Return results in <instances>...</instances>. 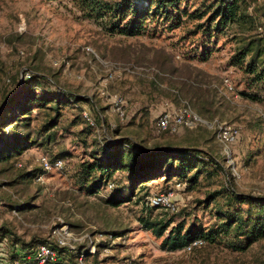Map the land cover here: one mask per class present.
Here are the masks:
<instances>
[{
    "label": "rangeland",
    "instance_id": "obj_1",
    "mask_svg": "<svg viewBox=\"0 0 264 264\" xmlns=\"http://www.w3.org/2000/svg\"><path fill=\"white\" fill-rule=\"evenodd\" d=\"M209 1L189 0L187 10ZM259 2L249 3V13L253 14ZM196 22L185 19L170 29L151 21L148 32L126 36L109 33L103 20L90 14L80 0H0V104L3 90L10 84L8 79L31 69L88 99L81 102L83 110L95 120L87 132L90 134L81 133L85 122L80 109L65 106L55 127V139L26 149L15 167L40 168L42 156L59 151H68L69 160L84 158L93 148V140L98 142L103 134L128 137L145 148L169 143L197 147L211 153L220 165L215 175L203 176L192 188L180 191L176 214L146 208L140 190L119 206H110L103 197L109 192L91 194L79 189L66 165L44 173L41 180L29 177L15 187L0 186V225L8 226L25 241L35 237L50 242L56 240L54 229L62 220L70 230L67 242L88 248L87 260H97L98 264H264V239L243 252L232 250L224 240L204 242L191 252L168 251L161 246L163 237L146 229L139 219L173 218L172 226L181 220L189 224L196 218L203 226L212 227L216 223L213 208L196 204L206 192L226 187L264 194V125L260 121L264 103L238 94L243 88L241 73L227 64L239 34L233 29L212 39L210 55L202 61L193 55L200 36L193 33ZM114 96L121 99L122 117L114 109ZM183 101L204 120L239 128L240 137L231 146L230 158L217 141L215 130L205 125L173 133L156 129L155 118L162 105L179 106ZM37 112H32V129L44 118L43 112ZM72 121L76 125L70 126ZM251 124L255 126L250 128ZM12 171L0 173V182ZM115 182L125 185L126 174L118 172ZM169 184L158 178L146 183L145 189H163ZM8 199H27L33 206L16 212L6 204ZM10 249L0 242L1 264H8Z\"/></svg>",
    "mask_w": 264,
    "mask_h": 264
},
{
    "label": "trees",
    "instance_id": "obj_2",
    "mask_svg": "<svg viewBox=\"0 0 264 264\" xmlns=\"http://www.w3.org/2000/svg\"><path fill=\"white\" fill-rule=\"evenodd\" d=\"M188 1L80 0L82 7L90 14L103 20L104 27L111 34L135 36L148 32L151 21H159L164 28L172 29L179 27L185 19H193L197 21L193 33L200 35L198 50L195 49L193 55L202 61L210 55L212 39L235 29L239 34H236L238 44L227 64L241 73L243 88L238 94L249 101L264 103V0H260L253 14L249 13V3L254 0H211L191 11L187 10ZM8 81L10 84L3 90L0 104V173L14 171L0 182V186L15 187L29 177L36 179L38 175L46 173L40 161V168L28 170L18 169L15 165L20 163L19 156L29 147L49 144L55 139V127L61 120L65 106L80 109L85 122L81 133L90 134L87 132L93 126L82 114L81 102L89 100L68 92L54 79H47L37 71L26 69L23 76L15 74ZM188 103L183 101L179 106L170 104L180 107L189 105ZM34 110L37 113L43 112L44 118L32 129ZM198 110L201 112L200 108ZM93 121L95 122L94 119ZM260 121L263 126L264 118L260 117ZM74 123L72 121L70 126L76 125ZM254 126L251 124L250 128ZM155 127L158 130L156 118ZM158 131L173 133L170 130ZM79 139L86 143L85 138ZM92 145L93 148L87 156L77 160H69L68 151H59L45 157L50 161L61 159L62 168L69 166L75 184L86 193L99 194L102 190L109 192L107 197L103 196L104 201L113 207L130 200L138 190L143 191V200L151 190L163 191L170 185L163 189L147 190L146 183L149 181L159 178L166 183L179 182L184 184L186 190L196 185L201 177L215 175L220 168L216 157L197 147L169 143L145 148L128 137L109 138L106 134L98 142L93 140ZM118 172L126 174L127 183L123 186L116 185ZM6 204L16 212L33 206L27 199H8ZM196 204L203 208H213L216 223L212 227L203 226L196 218L189 224L181 220L172 226L173 218L153 219L150 216H140L139 219L146 229L151 230L157 237H163L161 246L168 251L184 249L195 240H202V244H214L224 240L232 250L243 252L253 243L264 239V194L253 195L226 187L225 190L218 188L206 192L202 199L196 200ZM145 206L154 208L146 204ZM178 211L179 208L171 213L176 214ZM0 242L11 247L7 254L8 264H41L34 257L37 246L41 244L50 246L55 252L54 259H47L42 264H98L97 260H87L88 248L83 245L70 247L58 245L56 240L49 242L35 237L25 241L4 224L0 225ZM200 246L192 247L190 252ZM81 255L82 263L78 260Z\"/></svg>",
    "mask_w": 264,
    "mask_h": 264
},
{
    "label": "built area",
    "instance_id": "obj_3",
    "mask_svg": "<svg viewBox=\"0 0 264 264\" xmlns=\"http://www.w3.org/2000/svg\"><path fill=\"white\" fill-rule=\"evenodd\" d=\"M224 83L226 87L232 90V86L228 79H224ZM120 98H116L114 96L112 98V103L114 104V109L119 112V115L123 116V111L119 102ZM156 116V126L158 130H170L171 132H178L182 128H194L197 125H205L208 128H212L216 132V138L218 142L221 144L225 155L230 158L231 155V146L237 141L239 138V130L236 126L226 123L219 122L217 120L207 121L201 118L189 105L175 107L172 104L165 102ZM83 116L88 120L91 126H94L95 123L93 119L89 116L86 110L82 112ZM40 163L45 172H51L53 170H60L63 167V161L61 159H57L55 161H50L47 157L42 156L40 158ZM234 171V170H233ZM232 175H235L236 172H231ZM43 178V174L37 176V180H41ZM110 185H108V188ZM180 191H184V184L179 182L171 183L165 190H151L144 198V202L147 206L154 208H163L165 210H169L171 212L176 211L178 207V200L180 199ZM60 221V220H59ZM58 224L56 223V228L54 229L55 237L58 245H67L73 247L70 243H68V239L70 238V230L66 223L62 222V220ZM62 223V224H61ZM202 245V240H195L190 245L184 247V250L190 251L194 246ZM35 259L38 260L39 263H44L47 259H54L55 252L54 250L46 245L41 244L37 246L34 252ZM79 262L82 263L83 256L81 255L78 258ZM16 264H20V262H16Z\"/></svg>",
    "mask_w": 264,
    "mask_h": 264
}]
</instances>
